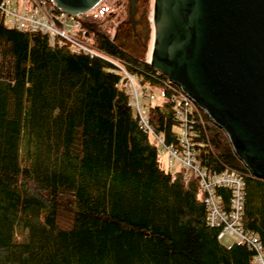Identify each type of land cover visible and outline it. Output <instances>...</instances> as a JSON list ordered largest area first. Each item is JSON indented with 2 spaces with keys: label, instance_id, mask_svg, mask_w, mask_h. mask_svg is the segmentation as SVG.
<instances>
[{
  "label": "trees",
  "instance_id": "1",
  "mask_svg": "<svg viewBox=\"0 0 264 264\" xmlns=\"http://www.w3.org/2000/svg\"><path fill=\"white\" fill-rule=\"evenodd\" d=\"M79 19L95 48L160 97L143 103L145 113L177 146L167 77L112 38L98 15ZM0 54L8 59L0 68V264H251V248L225 245L209 224L199 176L162 166L113 64L10 28L1 13ZM193 122L200 165L244 177L241 223L264 245V179L207 113Z\"/></svg>",
  "mask_w": 264,
  "mask_h": 264
},
{
  "label": "water",
  "instance_id": "2",
  "mask_svg": "<svg viewBox=\"0 0 264 264\" xmlns=\"http://www.w3.org/2000/svg\"><path fill=\"white\" fill-rule=\"evenodd\" d=\"M68 15L102 0H53ZM135 0L130 18L134 17ZM150 65L227 134L264 179V0H155Z\"/></svg>",
  "mask_w": 264,
  "mask_h": 264
},
{
  "label": "built area",
  "instance_id": "3",
  "mask_svg": "<svg viewBox=\"0 0 264 264\" xmlns=\"http://www.w3.org/2000/svg\"><path fill=\"white\" fill-rule=\"evenodd\" d=\"M27 2L32 3L33 10H30L28 5L20 10L11 0H0V13L3 15L5 24L19 31L42 33L48 37L51 45L69 44L75 52L98 57L113 64L114 71L118 70L123 75L119 86L127 83L135 98L133 105L138 112L141 124L156 138L160 152L167 155L169 164L180 166L179 170H183L185 175L195 173L199 176L200 195L208 209L209 224L220 229L219 239L225 236H237L239 244L254 251L251 264H264L263 243L258 235L248 233L241 223L245 197L244 177L227 170L216 172L202 167L192 147L189 133L193 129L194 114L200 110L193 100L168 78L164 81L172 90L170 101L173 104L175 116L181 122L178 145H166L164 137L154 133L144 111L143 103L147 100L156 101V95L150 92L148 86L139 87L138 78L130 74L121 61L111 58L93 46V38L88 36L87 29L79 19L80 16L61 12L53 0H27ZM139 94L143 97L142 102L139 100ZM219 188L230 192L227 201L218 194Z\"/></svg>",
  "mask_w": 264,
  "mask_h": 264
},
{
  "label": "rangeland",
  "instance_id": "4",
  "mask_svg": "<svg viewBox=\"0 0 264 264\" xmlns=\"http://www.w3.org/2000/svg\"><path fill=\"white\" fill-rule=\"evenodd\" d=\"M11 1L13 2L14 6L18 7L20 10L25 8L27 5L29 6L30 10H33L32 3H28L27 0ZM154 5L155 0H138L136 3V13L134 19L139 25L142 23L143 27L139 26L138 32L141 34L143 40L135 45L134 40L131 39H129L127 43L123 42V34H129L128 29L130 26H128L127 22L129 21L130 14V0H102L101 3L89 13L93 12L99 16L101 23H103V26L106 27L112 38H117L129 51L142 55L145 60L150 61L155 35V24L153 20ZM118 30L119 33H117ZM7 60V58L4 59V55L0 54V68L4 64V68L7 67ZM138 86L140 87L139 84ZM156 96L160 101V97L158 95ZM131 99L132 103L134 104L135 98L133 95ZM142 99V95L139 94L140 102H142ZM160 161L165 169L170 168L173 173L180 169V166L177 164L171 166L168 162L167 155L161 152ZM221 241L225 245L229 246L234 242H238L239 239L237 236H225L223 239H221Z\"/></svg>",
  "mask_w": 264,
  "mask_h": 264
},
{
  "label": "flooded vegetation",
  "instance_id": "5",
  "mask_svg": "<svg viewBox=\"0 0 264 264\" xmlns=\"http://www.w3.org/2000/svg\"><path fill=\"white\" fill-rule=\"evenodd\" d=\"M137 1L138 0H135L134 17L130 18V14H129V21L127 22L128 26H130L129 29H128V33L129 34H127V33L123 34V39H124L123 42L127 43L129 41V39H131V40H134V45L140 43L143 40L141 34L138 32V27L139 26L143 27L142 23H140V25H139L136 22V20L134 19L135 18V13H136V3H137ZM131 2H132V0H130V8H131ZM130 12H131V10H130ZM117 33H119V30L117 31Z\"/></svg>",
  "mask_w": 264,
  "mask_h": 264
},
{
  "label": "bare ground",
  "instance_id": "6",
  "mask_svg": "<svg viewBox=\"0 0 264 264\" xmlns=\"http://www.w3.org/2000/svg\"><path fill=\"white\" fill-rule=\"evenodd\" d=\"M155 31H156V28H155Z\"/></svg>",
  "mask_w": 264,
  "mask_h": 264
}]
</instances>
